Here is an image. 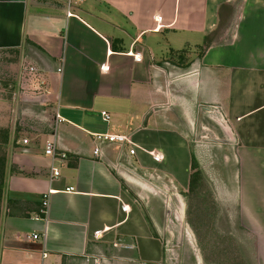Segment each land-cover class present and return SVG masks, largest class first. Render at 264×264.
I'll use <instances>...</instances> for the list:
<instances>
[{
    "label": "crops",
    "instance_id": "1",
    "mask_svg": "<svg viewBox=\"0 0 264 264\" xmlns=\"http://www.w3.org/2000/svg\"><path fill=\"white\" fill-rule=\"evenodd\" d=\"M239 2L0 0V52L19 53V91L36 114L9 126L0 264H169V214L181 221L180 197L193 193L209 205L200 234L264 264V0ZM206 109L235 138L232 178L209 179L198 163L193 124ZM101 134L133 145L95 158ZM160 184L178 190L176 207ZM206 243L196 264H224Z\"/></svg>",
    "mask_w": 264,
    "mask_h": 264
},
{
    "label": "rangeland",
    "instance_id": "2",
    "mask_svg": "<svg viewBox=\"0 0 264 264\" xmlns=\"http://www.w3.org/2000/svg\"><path fill=\"white\" fill-rule=\"evenodd\" d=\"M224 39V38H223ZM204 44V45H203ZM201 47H206L205 43L200 44ZM20 55L17 52H0V129H9L11 125L14 128H21L20 126H31L32 123L36 122L34 107L31 105L30 109L26 108L25 105L29 106V102H26L25 97L19 91L18 81L21 76L23 68H21ZM207 109L199 112L196 123L193 124L194 135L193 141L196 144L200 156L199 164L204 170V175L209 177V179H226L229 171V175L235 176L234 171L236 167H231L236 163V156L233 153L232 146H236L235 138H233L230 133L225 134L222 128L217 124L220 123L222 126L226 127L225 121L221 119L220 121L212 120L213 115L207 114ZM6 146L4 150L6 151ZM227 165H230L228 168ZM155 188L157 194L166 195L172 197V203L174 207L177 206V200L174 195H178V190L173 189L170 186L158 185ZM159 192V193H158ZM180 193V192H179ZM196 193V192H195ZM182 196V195H181ZM208 197H206L207 199ZM185 204V215L181 219H178V215H175L174 210L169 214L168 227L166 228L167 234V259L169 264H184V261L189 260L190 264H196L200 261L201 256H206L207 251L202 250L204 246V240L208 239L210 243H206L208 249H217L218 257L221 258L224 264H244V262L237 261L238 258L234 257L232 259V252H229L226 257V251H224L225 244L222 245L220 242H212L211 239L216 240L215 237H206L202 234H206L207 231L200 225L202 218L208 217L209 213H206L209 209V205H199L195 194L191 196V202L188 204L185 197H180ZM1 205L0 203V216H1ZM177 209V208H175ZM189 213V214H188ZM190 215V218L188 217ZM180 216V213H179ZM190 225L195 227L188 226ZM1 224V223H0ZM199 229L201 231L199 232ZM197 233V234H196ZM202 233V234H200ZM1 234V231H0ZM1 237V235H0ZM225 240V237H220V240ZM237 240H241L244 245L245 242L252 243V245L257 242V237L245 236L240 239L236 237ZM264 238L261 237V242ZM240 242V241H239ZM220 243V244H219ZM241 246V245H240ZM255 254V253H254ZM211 256H215L212 253Z\"/></svg>",
    "mask_w": 264,
    "mask_h": 264
},
{
    "label": "built area",
    "instance_id": "3",
    "mask_svg": "<svg viewBox=\"0 0 264 264\" xmlns=\"http://www.w3.org/2000/svg\"><path fill=\"white\" fill-rule=\"evenodd\" d=\"M81 0H68V4L72 5L74 2H80ZM29 73L34 74L36 72V69L34 67H30L28 69ZM59 73L62 72L61 69L58 70ZM102 117L104 121L108 122L110 120V116L107 113H102ZM95 142L96 146L93 151V155L95 158H100L103 156V149L108 146V145H118L120 147H123L125 144L133 145L132 141L130 140L129 137L126 136H116V135H95ZM28 141H24V144H27ZM45 154L47 156H50L51 158L56 157V147L55 144L48 143L45 147ZM60 176L59 172L56 169L52 168V179H56ZM73 188L67 189V192H73ZM49 196L50 194L48 193L47 195L44 196L43 200V215H48V208H49ZM36 219H39L36 217ZM28 238V237H26ZM33 240L39 239L38 235H33L32 236ZM45 257V254H44Z\"/></svg>",
    "mask_w": 264,
    "mask_h": 264
},
{
    "label": "trees",
    "instance_id": "4",
    "mask_svg": "<svg viewBox=\"0 0 264 264\" xmlns=\"http://www.w3.org/2000/svg\"><path fill=\"white\" fill-rule=\"evenodd\" d=\"M240 0H238V3ZM10 142V132L7 129H0V203L3 199V187H4V180L7 170V153L4 150V147L7 146ZM196 165L193 164V172L191 177V184L192 190L193 186L196 181L199 180L198 173H197ZM191 196V194H190Z\"/></svg>",
    "mask_w": 264,
    "mask_h": 264
}]
</instances>
